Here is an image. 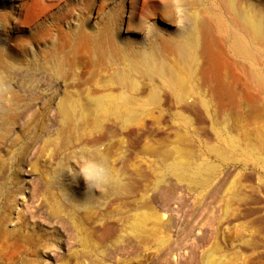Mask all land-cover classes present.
<instances>
[{
  "label": "rangeland",
  "instance_id": "374dc122",
  "mask_svg": "<svg viewBox=\"0 0 264 264\" xmlns=\"http://www.w3.org/2000/svg\"><path fill=\"white\" fill-rule=\"evenodd\" d=\"M15 3L0 0L9 14L0 17V264H264V104L217 112L197 78L183 99L137 73V97L157 92L148 111L124 126L88 120L66 136L56 110L65 84L42 70L47 50L75 89L116 92L119 63L69 52L62 37L86 24L149 48L174 24L161 10L129 16L134 0H56L40 7L53 34L38 40V23L12 25ZM105 162L122 186L100 193L79 170ZM68 163L73 174L53 179Z\"/></svg>",
  "mask_w": 264,
  "mask_h": 264
},
{
  "label": "bare ground",
  "instance_id": "6f19581e",
  "mask_svg": "<svg viewBox=\"0 0 264 264\" xmlns=\"http://www.w3.org/2000/svg\"><path fill=\"white\" fill-rule=\"evenodd\" d=\"M134 1L137 7L129 11V16L139 18L149 12L161 10L171 25L174 24L166 34L154 37L155 41H152L149 48L143 42L135 43L133 47L112 31L109 32L107 27L95 30L87 28L86 24H82L74 33L62 37L63 42L70 45L69 52L81 51L95 61L109 59L111 64L119 63L120 67L109 81L110 84L117 85L119 90L116 92L75 89L69 80V73L54 55L55 48L47 50L51 61L48 66L41 67L42 70H47L52 80H61L65 84L64 95L58 101L56 110L62 115L60 128L66 136L71 129L78 128L88 120L92 125L100 127L114 116L115 122L124 126L140 110L148 111L151 104L156 102L157 92L152 91L145 100L137 97L134 94L137 73H143L151 79H160L177 97L183 99L187 94V79L197 78L208 92L210 103L213 102L219 112L227 108L239 109L243 103L252 110L264 104V0ZM55 2L56 0H16L13 8L10 7L12 25L25 28L38 23L41 34L37 39H50L53 29L40 22L44 14L40 7L49 11L56 7ZM3 8H0L2 19L5 15L9 16L5 11L1 12ZM135 26L141 28L142 23L137 21ZM23 40L20 44L24 45L27 40ZM130 46L135 51L126 56L124 49ZM162 51L169 57L171 55L170 58L175 57V60L170 64L166 62L165 59H170L165 54L164 59ZM30 84L34 86L35 81ZM191 91L193 89L190 93ZM204 98L202 97V104L207 108L209 102ZM177 119L179 123H184L179 116ZM83 137L85 138L84 135ZM91 165L89 169L94 168ZM177 169L182 171V166L179 165ZM83 199L90 202L92 196L87 195Z\"/></svg>",
  "mask_w": 264,
  "mask_h": 264
},
{
  "label": "clouds",
  "instance_id": "9594fccd",
  "mask_svg": "<svg viewBox=\"0 0 264 264\" xmlns=\"http://www.w3.org/2000/svg\"><path fill=\"white\" fill-rule=\"evenodd\" d=\"M65 169H67L70 174H73L72 169L69 167L68 163L67 167L61 168L57 176L53 177V179H59L61 172ZM79 175L83 176L90 188H94L100 193L108 189L115 190L122 183L121 177H119L118 175H113L106 162L101 166L91 168L87 171L79 170Z\"/></svg>",
  "mask_w": 264,
  "mask_h": 264
}]
</instances>
